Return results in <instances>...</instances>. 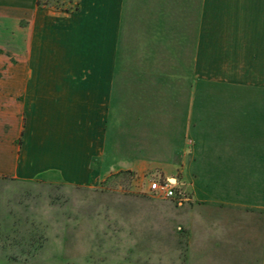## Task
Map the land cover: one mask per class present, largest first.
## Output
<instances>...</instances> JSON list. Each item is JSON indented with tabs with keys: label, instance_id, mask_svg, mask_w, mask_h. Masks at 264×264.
Segmentation results:
<instances>
[{
	"label": "rangeland",
	"instance_id": "rangeland-1",
	"mask_svg": "<svg viewBox=\"0 0 264 264\" xmlns=\"http://www.w3.org/2000/svg\"><path fill=\"white\" fill-rule=\"evenodd\" d=\"M143 3L123 9L110 174L94 189L0 179V264H251L240 245L264 244V151H239L237 126L240 111L254 110L252 93L243 106L235 85L192 77L190 86L199 9ZM165 178L181 196L148 192Z\"/></svg>",
	"mask_w": 264,
	"mask_h": 264
},
{
	"label": "crops",
	"instance_id": "crops-1",
	"mask_svg": "<svg viewBox=\"0 0 264 264\" xmlns=\"http://www.w3.org/2000/svg\"><path fill=\"white\" fill-rule=\"evenodd\" d=\"M142 1L199 9L190 86L192 77L235 85L243 106L252 93L253 112L237 115L239 151H264L259 140L246 144L264 136V110L257 109L264 103V0ZM126 3L134 6V0H77L76 9L0 0V179L94 189L110 174L103 169ZM135 159L133 167L147 166ZM241 247L245 263L264 264V244Z\"/></svg>",
	"mask_w": 264,
	"mask_h": 264
},
{
	"label": "built area",
	"instance_id": "built-area-1",
	"mask_svg": "<svg viewBox=\"0 0 264 264\" xmlns=\"http://www.w3.org/2000/svg\"><path fill=\"white\" fill-rule=\"evenodd\" d=\"M147 190L153 195L165 199H172L182 194L181 185L176 178L152 179Z\"/></svg>",
	"mask_w": 264,
	"mask_h": 264
},
{
	"label": "trees",
	"instance_id": "trees-1",
	"mask_svg": "<svg viewBox=\"0 0 264 264\" xmlns=\"http://www.w3.org/2000/svg\"><path fill=\"white\" fill-rule=\"evenodd\" d=\"M38 2V1H37ZM77 7H76V5L74 6V9H76Z\"/></svg>",
	"mask_w": 264,
	"mask_h": 264
}]
</instances>
